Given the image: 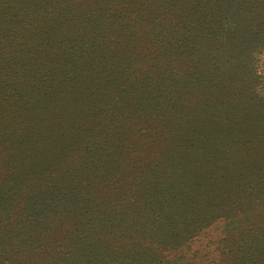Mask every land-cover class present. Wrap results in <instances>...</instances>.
<instances>
[{
	"label": "trees",
	"instance_id": "obj_1",
	"mask_svg": "<svg viewBox=\"0 0 264 264\" xmlns=\"http://www.w3.org/2000/svg\"><path fill=\"white\" fill-rule=\"evenodd\" d=\"M0 264H264V0H0Z\"/></svg>",
	"mask_w": 264,
	"mask_h": 264
},
{
	"label": "rangeland",
	"instance_id": "obj_2",
	"mask_svg": "<svg viewBox=\"0 0 264 264\" xmlns=\"http://www.w3.org/2000/svg\"><path fill=\"white\" fill-rule=\"evenodd\" d=\"M210 257V256H209Z\"/></svg>",
	"mask_w": 264,
	"mask_h": 264
}]
</instances>
